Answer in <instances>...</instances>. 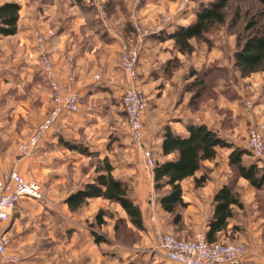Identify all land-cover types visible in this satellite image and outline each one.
<instances>
[{
    "label": "crops",
    "instance_id": "crops-1",
    "mask_svg": "<svg viewBox=\"0 0 264 264\" xmlns=\"http://www.w3.org/2000/svg\"><path fill=\"white\" fill-rule=\"evenodd\" d=\"M12 2L21 7L17 25L19 29L15 36L2 37L0 42L14 44L7 50L9 53L7 55L13 60L11 69L21 82L16 84L0 82V130L9 128L12 135L15 133L16 140L23 143L40 123L41 94L48 96L46 101L43 99L45 102L43 110L45 113L51 111L50 87L37 67L38 58L33 33L37 30L56 29L58 35L49 44V57L54 64L53 79L63 93H69L72 90L80 93L81 115L71 121L65 118L61 123L62 126L59 125L65 134L63 138L56 136V130L45 136L31 158L32 166L38 170L45 168L48 174L63 171L70 164L75 167V170L80 165L87 168L86 163H83L84 159L92 158L79 155L80 158L83 157V161L73 162L67 159L71 151L62 146L60 139L83 144L91 153L97 154L100 160L105 158L109 160L116 179L132 185L134 197L141 207L146 224L141 244L130 249L116 242L111 246L110 251H105L107 244L97 242L95 236L102 237V235L96 228H89L83 223L86 219H94L101 209L109 205V202L92 199L77 212H71L65 204V200L71 194L96 178V171L84 172L82 169L72 174L73 177L70 180L72 185L69 189L66 187L69 181L66 179L56 181L55 177H52L49 181L53 188L46 197H64L62 206H64L63 213L67 224H57L58 206L52 199H48L46 204L23 199L17 205L10 221L5 224V229L12 241L9 252L17 256L19 260L16 264H172L164 258H158L154 252L150 253L148 250L152 246L153 232L156 228L164 232L173 231L174 225L168 217L170 215L162 210L159 203V197L167 194L170 189H163L159 193L155 191L154 174L145 165L142 149L137 163H134L130 158L134 150L129 147L122 149L124 159L117 161L113 157L119 152L118 149H113L109 155L102 145H95L98 142H104L96 129L100 126L99 122L92 123V120H95L93 119L95 112L92 108L96 105L95 99L99 95L112 91H114L113 96L117 97L119 87H123L126 81L127 76L119 68V56L125 44L123 36L111 30L107 36H103L100 31L92 32L88 27L86 16L82 15L76 2L72 3L74 2L72 0H67L68 3L61 0L46 2L0 0V7ZM63 5L69 6L67 14H63ZM141 11L148 17L142 19L145 24H149L154 18L153 15L156 14L151 7H142ZM167 47H169L168 42H159L157 38H152L141 48L138 70L140 74L145 75V80L150 87L164 80L165 66L174 57ZM71 58L74 59L77 74H79L75 83L70 82L69 60ZM95 75L100 76L98 84L103 88L102 90L92 87V79ZM187 83V78L184 81L177 76L169 78L164 84L165 88L156 91L161 95L156 100L150 98L144 119L146 133L144 145L152 150L158 163L175 158L162 156L161 144L166 127L186 137L188 124L207 125L219 131L224 139L233 144V141L229 139L230 136L221 129L222 119L217 111L221 107L231 109L226 106L223 96L222 100L217 101L211 116L206 113H197V110L189 105L192 93H186L183 90ZM11 91L12 93L8 94ZM85 102L89 107L83 105ZM107 103L108 101L104 99L102 105L106 106ZM5 108H11V112L5 113ZM8 122L11 124L9 127L3 124ZM17 123H20L19 127ZM11 143L12 140L10 141L8 135L0 134V168L4 173L17 171L23 176L22 161L13 159L8 163L5 160L12 152L9 148ZM15 143L13 142L12 145ZM56 143L57 145L53 147ZM233 145L238 147L235 143ZM58 151L65 156L62 163L57 164L54 158ZM66 151L70 153L66 154ZM231 151L232 149H218L216 158L204 163L208 176L204 186L197 187L195 178L182 182L183 201L187 207L182 210L181 216L184 218L185 225L191 227L192 233L206 235L214 215L215 197L225 186H233L234 193L240 198L242 208L236 206L232 208L234 216L229 220L227 229L218 234L217 242L245 245L247 255L241 264H264V201L259 200L257 195L264 191L255 190L248 181L235 175L229 162ZM62 184L66 187L65 192H59L61 190L57 189ZM119 212L121 213V209ZM176 233L184 238L188 232ZM144 247L147 248L143 250ZM140 248L145 251L143 258L135 253V250Z\"/></svg>",
    "mask_w": 264,
    "mask_h": 264
},
{
    "label": "rangeland",
    "instance_id": "rangeland-1",
    "mask_svg": "<svg viewBox=\"0 0 264 264\" xmlns=\"http://www.w3.org/2000/svg\"><path fill=\"white\" fill-rule=\"evenodd\" d=\"M29 1H34V0H29ZM36 1L46 2L47 0H36ZM62 1L68 3L67 0H61V2ZM214 1L215 0H101V4L99 7L94 6L92 3L86 1L80 5L75 2L72 3H75L80 8L82 15L86 16L89 23L88 27L92 32L100 31L101 33H103V36H107L110 32L109 30H111L113 31V33L115 32L116 34L118 35L121 34L123 36L125 40L124 46L126 45L129 47H133L136 45V35L133 30L134 24H138L144 30H150V29H155L158 25L161 24V22L164 19L173 17L174 23L170 25L167 29L168 31L167 33L170 34L172 31L175 30V28L179 26L186 27L191 25L194 22L195 20L194 18L196 16V13L199 11V9L202 6L209 5ZM182 4H186V9L185 11L180 12V7ZM142 7H151L156 12V14L153 15L154 18L150 20L149 24H145L142 22V19L148 18L146 13L144 14L142 13L141 11ZM68 8H69L68 5H63V14H67ZM225 15H226L225 24L216 27L210 32V34L206 35L207 40L191 41L194 47V52L192 54L183 55L179 53L172 41H165V40L159 41V42H168L169 47L167 48L168 50L170 49V51L174 54V57L169 64L170 69L167 71L168 75L166 74L164 80H161L152 87H150L148 85V82L145 80V75L140 74L137 68L138 74L140 76L139 84L142 86V89L145 91L146 95L148 96L150 103V98L156 100V98L161 95V94H157L156 91L159 90L160 88L162 89L165 88L164 84L167 80H169V78L171 79L174 76H177L182 81H184V79L187 78L188 83L183 87V90L186 91L188 90V87L191 85V83L203 79L205 83L204 92H203L204 94H202V99H201L203 103L199 105V107H195L194 109L197 110L196 111L197 113L198 112L206 113L210 116L215 109L214 107H216L217 101L222 100L221 99L222 95H220L221 93L220 91H226L227 92L226 95H224L222 98L224 99L223 101L226 102V106L230 107L231 109L221 107L219 110H217L222 119L221 129L225 134H227V136H230L229 139L233 141V144L235 143L238 147L240 146L242 149L246 150L250 154L245 158L246 163L256 164V160L252 157V154L248 149V133L249 130L252 128H262L264 131V72L258 73L248 78H242L239 72H237L236 69L234 68V61H235L234 55L237 51V40L239 37L241 39H245L249 35H254V34L264 36V5L259 0H230L228 7L225 10ZM251 25H254V27L250 29ZM45 31L47 30H43V32ZM0 39H2V36H0ZM12 45L14 44H12L11 42H4V43L0 42V82H3L5 84L6 83L16 84L17 82H21V79L17 76L15 72H13V69H11V66H13L12 65L13 60L9 57V55H7L9 54L7 50L12 48ZM73 63H74V59H73ZM216 65L226 69L225 72L224 73L221 72L217 75L212 72H209V70L212 67H215ZM75 72L77 74L76 67H75ZM70 73H71L70 74V78H71L72 76L71 62H70ZM196 74L198 75L196 76ZM78 75L79 74L76 75V79L74 82L71 81L70 82L75 83L77 81ZM204 75L207 76L203 78ZM94 77L92 79L93 80L92 87L102 90L103 88H101L100 84H98L99 81L96 82ZM217 79L220 80L221 86L217 88V91H219L220 93L212 94V89L210 88V86ZM126 82L127 79L125 81L124 86L119 87L117 91L118 93L117 97H115L116 95L113 96L114 91H112L111 93L106 92L103 95H99V97L95 99L96 105L92 107L93 112H95L93 118L95 120H92V123L95 124L96 122H99L100 126L96 129L99 134V137H101L102 140H104V142H98L95 145H99V144L102 145L103 149H105L109 153V155H111L113 149H118L117 151L119 152L115 154L113 157L117 161H122L124 159V155L122 154L121 151L123 148L129 147L132 150H134L133 152L134 154H132L130 158L133 160L134 163H137L140 156L141 148L138 145V143H136L131 139L128 123L126 120V115L124 113V109L122 105V99L125 91ZM74 91L76 90H72L69 93H63V92L62 93L67 95L73 93ZM198 91L199 89L195 90V93H198ZM11 93L12 91L8 92V94ZM107 96H109L110 98H108ZM47 97H48L47 95L41 94V98L39 100L40 110H41L40 123H42L50 113V112L45 113V111L43 110V103H45L43 102V99L44 101H46ZM49 97L52 102L51 90ZM104 99L105 101H108L106 106L102 105ZM83 105L89 107L87 106V102H85ZM7 112L10 113L11 108H5V113ZM80 115H81V109L76 114L66 115L65 118L71 121L76 116H80ZM3 124L8 125V127L9 125H11L10 122ZM19 125L20 123H17L18 127ZM0 131H2L0 132V134L8 135L10 141L12 140V143L16 142L14 145H12V143L10 144L9 148L12 149V152L10 153V155H7V158H5V160L8 163L11 162L13 159L23 162L22 168L24 169V173H23L24 178L27 181H34L39 183L43 188L44 199L38 202H45L46 204L48 202V199L49 200L52 199L53 201H55L56 206H58L57 207L58 211L56 213L57 224L59 225H63V223L67 224V221L63 213L64 206H62L63 204L62 199L64 197H46L47 193L51 192L53 188L50 185L51 184V182L49 181L50 178L55 177L56 181H60V180L62 181L66 179L67 181H69L67 182L66 185L67 189H69L70 186L72 185L70 181L73 177L72 174H75L76 172H79L82 169L84 170V172L96 171V168L100 167L101 160L99 158H92L90 160L84 159L85 161L83 163H86L87 168H84L80 165L78 169L76 168L75 170V167L70 164V166H67L66 169L63 171L60 170V171H56L54 174H48L49 172L47 171V169L41 168L40 170H38L32 166L33 161H31V158L32 156L35 155L34 154L36 153L35 151L27 158L21 155L20 145L22 142L19 143L16 140L15 133H13L12 135L11 131H9V128L7 127L4 129V131L3 130ZM64 135L65 134L63 133L62 128H60V132L58 133L56 132V136L59 138H63ZM27 139H25L24 141H26ZM70 142L75 143L73 140H70ZM56 145L57 143L54 144L53 147ZM58 152L59 153H56L54 158L57 164L62 163L65 156V154L60 153L61 151ZM67 153L70 152L66 151V154ZM69 155L70 156L67 159H71L73 162L83 161L82 159L83 157L80 158L81 156H79L78 153L71 152ZM155 161H156V157H155ZM202 171L205 172L206 174L207 168L204 166ZM66 187L62 184L58 186L57 189L58 191L61 190L59 192H65ZM257 195L259 197L258 199L263 202L264 192L257 193ZM119 209H121L122 214L119 212ZM122 209L123 208H121L118 205L109 203L108 206H105L103 209H101L104 211V216H103V220L105 222L104 225L101 226L97 225L96 217L91 220L86 219L83 223L89 228L90 227L96 228L98 233H100L102 237H105V239L108 240V243H105L107 244V250L105 251H110L111 246H113V244L116 242H118L122 246L132 249L133 246L137 244H141L143 240L144 232L137 231L130 224V222L127 221V216L125 212H122ZM179 212L181 213L182 210H180ZM168 217H169V221L172 222L174 216L170 215ZM121 220L124 221L123 224H120L119 226L118 224L119 221ZM176 232L178 233L188 232V233L185 234L187 236L181 238V236H179ZM165 233L172 234L176 238L181 239V241L194 240L200 236H205L199 233H192L191 227L185 225L183 217L179 225L173 226V231H167ZM147 247H144L143 250H145ZM143 250L140 248L138 250H135V253L139 257L143 258L145 255V251ZM148 250H150V253L154 252V255L158 256V258H164L162 254L158 252L159 250L156 247L154 241H152V246H150Z\"/></svg>",
    "mask_w": 264,
    "mask_h": 264
},
{
    "label": "trees",
    "instance_id": "trees-1",
    "mask_svg": "<svg viewBox=\"0 0 264 264\" xmlns=\"http://www.w3.org/2000/svg\"><path fill=\"white\" fill-rule=\"evenodd\" d=\"M77 4H82L87 0H72ZM230 0H215L209 5L202 6L196 13L194 22L189 26H179L170 34L164 32L161 36L155 37L159 41H172L175 48L183 55L194 52L192 40H207L206 35L216 27L225 24V10ZM264 5V0H259ZM21 7L15 3L4 4L0 7V36H15L18 31L19 12ZM254 25L250 26V29ZM234 68L242 78H248L258 73L264 72V36L249 35L245 39L240 37L237 40V51L234 55ZM172 61V60H171ZM165 66L164 74L170 69V62ZM226 69L215 66L209 72L214 74L224 73ZM168 75V74H167ZM198 74H196L197 76ZM207 76L204 75L203 78ZM222 79V78H221ZM220 80L214 81L210 88L213 93L226 95V91H217ZM204 80L191 83L185 92L192 93L190 107H199L204 94ZM199 89L198 93L195 90ZM195 110V109H194ZM188 136L183 137L173 132L169 127L164 129L161 151L163 157L174 156L171 161L164 163L156 162L154 174L155 191L162 192L169 188L170 191L159 197V203L165 213L174 216L172 225L177 226L182 219L180 210L187 207L183 201L182 182L189 178L196 179V186L201 187L207 183L208 176L202 169L206 161L216 158L218 149H232L229 156L230 166L234 169L235 175L243 178L257 191H264V169L257 164H248L245 158L250 155L246 150L229 143L224 139L219 131L207 125L188 124L186 126ZM63 147L81 156L98 158V155L91 153L83 144L73 143L60 139ZM113 167L107 158L100 161V167L96 168V178L84 185L80 190L71 194L65 204L71 212H77L92 199H102L111 204L123 208L127 216V221L139 232H145V222L141 207L134 197L131 185L121 179H116L113 175ZM203 173V174H201ZM201 174V175H200ZM200 175V176H199ZM215 210L210 222L206 239L209 243L217 242L219 233L227 229L228 222L233 218L232 208L234 206L242 208L240 198L234 193L233 186H225L214 199ZM104 211H99L96 216L97 225H104ZM124 220L119 221L123 224ZM118 230V227H117ZM96 236L97 242L108 243L105 237ZM118 243V242H117Z\"/></svg>",
    "mask_w": 264,
    "mask_h": 264
},
{
    "label": "built area",
    "instance_id": "built-area-1",
    "mask_svg": "<svg viewBox=\"0 0 264 264\" xmlns=\"http://www.w3.org/2000/svg\"><path fill=\"white\" fill-rule=\"evenodd\" d=\"M99 7L101 0H87ZM186 4H182L180 12L185 11ZM174 23V18L164 19L155 29L144 30L138 24H134L136 45L123 46L119 59V67L127 76L122 105L129 127L131 139L138 143L143 150V156L147 169L154 171L156 166L155 156L152 150L144 145L145 140V113L149 106V99L142 86L139 84L138 64L140 50L145 43L154 37L161 36L168 27ZM56 29L45 32L37 30L33 33L35 49L37 52V67L47 79L51 88L52 109L45 120L40 123L31 136L21 143L20 152L25 158L37 150L48 133L60 132L59 125L67 114H76L80 110V93L74 91L63 94L57 82L53 79L54 64L49 57V44L57 37ZM71 62V82L76 79L75 64ZM95 81L100 76L94 77ZM251 106V105H250ZM262 128H252L248 133V149L256 160L259 168L264 169V133ZM42 186L34 181H27L17 171L4 173L0 168V264H16L18 257L9 252L12 243L5 229L19 203L23 199L42 201L44 199ZM153 241L158 252L172 264H241L247 255L246 246L243 244H224L221 242L209 243L205 236L194 240H182L174 235L165 233L156 228L153 232ZM154 251V250H153Z\"/></svg>",
    "mask_w": 264,
    "mask_h": 264
}]
</instances>
